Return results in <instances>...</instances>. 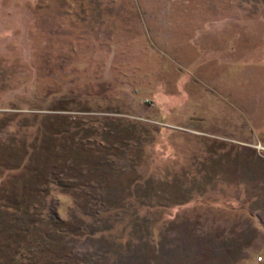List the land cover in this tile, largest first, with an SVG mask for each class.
<instances>
[{
  "label": "rangeland",
  "instance_id": "374dc122",
  "mask_svg": "<svg viewBox=\"0 0 264 264\" xmlns=\"http://www.w3.org/2000/svg\"><path fill=\"white\" fill-rule=\"evenodd\" d=\"M51 212L108 264H264V0H0V264Z\"/></svg>",
  "mask_w": 264,
  "mask_h": 264
},
{
  "label": "trees",
  "instance_id": "16d2710c",
  "mask_svg": "<svg viewBox=\"0 0 264 264\" xmlns=\"http://www.w3.org/2000/svg\"><path fill=\"white\" fill-rule=\"evenodd\" d=\"M88 186H90V184ZM83 188L84 187L82 186V189ZM108 191L109 190H106V193H108ZM104 192L105 191L100 192L99 195L103 197L102 194H104ZM115 197L116 196H114V198ZM95 211L96 210L94 209V212ZM51 214V218L54 219L53 221L56 225L55 227H57L55 229V231L57 232L56 237L52 239L45 237L44 240L42 238V241L40 242H35L34 240V246L35 244H39L40 246L48 250L50 256H52V260L38 263L34 262L35 260L33 259L31 260L30 264H108L110 262V260L108 259V254L112 252V250L108 249L111 246L107 248V244L102 243L101 239L104 240V234L96 235L95 233L97 231L85 232V223L87 222H85L84 219L81 220V223L78 226L73 224L71 222L72 220L64 218L58 214L56 215V212H51ZM105 242L107 243V240H105ZM128 248H130V246H128ZM119 250L121 252L122 248H120ZM126 252H129V250L125 251V253ZM130 254L137 253L131 252ZM126 263L128 264V258L127 260H124V258L122 260L116 259L113 264Z\"/></svg>",
  "mask_w": 264,
  "mask_h": 264
},
{
  "label": "built area",
  "instance_id": "2783aa9c",
  "mask_svg": "<svg viewBox=\"0 0 264 264\" xmlns=\"http://www.w3.org/2000/svg\"><path fill=\"white\" fill-rule=\"evenodd\" d=\"M260 258H262V257H260ZM260 258H259V259H260Z\"/></svg>",
  "mask_w": 264,
  "mask_h": 264
}]
</instances>
